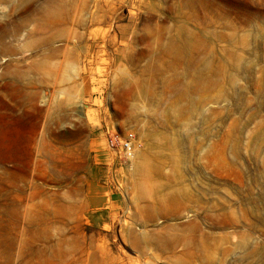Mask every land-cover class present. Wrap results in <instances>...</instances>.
I'll return each instance as SVG.
<instances>
[{
  "label": "rangeland",
  "instance_id": "obj_1",
  "mask_svg": "<svg viewBox=\"0 0 264 264\" xmlns=\"http://www.w3.org/2000/svg\"><path fill=\"white\" fill-rule=\"evenodd\" d=\"M0 264H264V0H0Z\"/></svg>",
  "mask_w": 264,
  "mask_h": 264
},
{
  "label": "crops",
  "instance_id": "obj_2",
  "mask_svg": "<svg viewBox=\"0 0 264 264\" xmlns=\"http://www.w3.org/2000/svg\"><path fill=\"white\" fill-rule=\"evenodd\" d=\"M94 139V161L90 168V176L96 184L100 186H105L107 178L110 175L111 168L113 166V155L112 152L106 147L104 149L101 140H103L102 135L99 134ZM111 160L108 162V160ZM105 165V166H103Z\"/></svg>",
  "mask_w": 264,
  "mask_h": 264
},
{
  "label": "bare ground",
  "instance_id": "obj_3",
  "mask_svg": "<svg viewBox=\"0 0 264 264\" xmlns=\"http://www.w3.org/2000/svg\"><path fill=\"white\" fill-rule=\"evenodd\" d=\"M146 38H147L146 35H143V36L140 37V34L138 33V31L136 29H135V31H133V33L131 34V42H129V43L127 42L126 44H124L125 47H126L125 50H124V55L122 56L124 63L119 66L118 71L124 72V70H125L124 67L126 66L127 63H129L131 61L132 56L134 54V48H133V44L132 43L135 42L136 40H145ZM149 38H150V36H149ZM141 46L143 47V45H141ZM148 55H149V53H148ZM144 58H145V56H144ZM123 74H125V73H123Z\"/></svg>",
  "mask_w": 264,
  "mask_h": 264
},
{
  "label": "built area",
  "instance_id": "obj_4",
  "mask_svg": "<svg viewBox=\"0 0 264 264\" xmlns=\"http://www.w3.org/2000/svg\"><path fill=\"white\" fill-rule=\"evenodd\" d=\"M108 143L110 147L117 150V152H121L124 156L132 155L133 146L131 144V141L127 139H110Z\"/></svg>",
  "mask_w": 264,
  "mask_h": 264
}]
</instances>
